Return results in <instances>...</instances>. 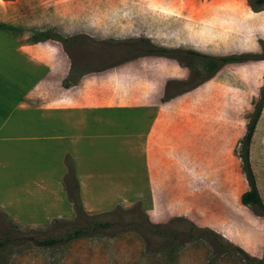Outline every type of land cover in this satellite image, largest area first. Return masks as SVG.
Returning <instances> with one entry per match:
<instances>
[{"label": "crops", "instance_id": "0c3cea01", "mask_svg": "<svg viewBox=\"0 0 264 264\" xmlns=\"http://www.w3.org/2000/svg\"><path fill=\"white\" fill-rule=\"evenodd\" d=\"M200 4L199 18L192 19L188 10L185 19L172 16L169 25L140 13L113 15L107 22L110 38L146 39L211 57L262 53L263 10L254 11L248 0ZM28 30L40 37L63 33L61 25ZM24 33L0 27V170L11 180V193L0 194V210L22 220L32 213L50 216L53 205L64 207L69 162L84 201L146 194L154 208L156 193L164 213L170 206L165 196L194 188L211 170L217 178L223 174L216 166L223 154L211 161L217 145L210 127L218 124L209 117L233 115L238 102L252 104L259 87L254 69L242 65L252 61L227 64L208 79L204 66L139 53L66 85L71 65L61 43L25 41ZM188 82L195 86L189 91L174 88ZM139 174L142 190L135 186ZM0 179V188L10 189ZM30 198L36 210L26 206Z\"/></svg>", "mask_w": 264, "mask_h": 264}, {"label": "rangeland", "instance_id": "374dc122", "mask_svg": "<svg viewBox=\"0 0 264 264\" xmlns=\"http://www.w3.org/2000/svg\"><path fill=\"white\" fill-rule=\"evenodd\" d=\"M203 7L200 0H0V20H5L0 27L24 31L25 41L32 38L56 41L57 33L40 37L28 29L50 26L53 30L59 25L63 27L59 36H82L70 45L71 58L64 50L67 64L74 62L78 73L81 69L103 68L146 49L138 41L110 38L108 20L113 15L140 13L169 25L172 16L185 19L188 10L192 19L199 18ZM260 22L264 27V10ZM119 24L124 28L125 21ZM104 27L109 30L102 31ZM180 57L196 67L204 66L200 59ZM242 65L254 69V85L259 87L252 104L245 107L243 101L238 102L233 115L221 112L217 117H209L213 120L211 124H218L216 129L210 127L211 142L217 145V153L209 159L217 161L220 153L224 156V161L216 165L223 173L219 178L211 170L208 179L195 181L194 188L175 191L179 193L177 196H165V203L170 205L165 213L156 193L154 208L146 194L87 197L85 201L80 195L88 215L113 222L114 228L51 247L39 246L36 242L62 238L67 228L79 221L68 191L67 204L53 205L50 216L42 215L44 212L32 213L19 220L15 214L0 210V240L5 242L0 251V264H264V215L259 208L253 212L241 202L250 186L239 158L247 124L264 88V62ZM192 73V78L196 77L197 71ZM185 84L174 88L185 90L194 85L193 82ZM249 163L264 206V106L250 140ZM198 170L202 171V167ZM3 175L0 170V178L10 183V189L0 188V194H10L11 180ZM137 177L135 186L142 190L143 178L140 174ZM34 202L30 198L26 206L31 205L32 209L34 206L36 210ZM40 203L39 210L43 207ZM128 212H134V221ZM109 213L113 215L108 216ZM138 221L141 225H137ZM138 226L140 229H136Z\"/></svg>", "mask_w": 264, "mask_h": 264}, {"label": "trees", "instance_id": "16d2710c", "mask_svg": "<svg viewBox=\"0 0 264 264\" xmlns=\"http://www.w3.org/2000/svg\"><path fill=\"white\" fill-rule=\"evenodd\" d=\"M248 3H249V6L254 11L264 10V0H248ZM55 37H56L55 40L61 43L64 50L68 53L69 57L71 58L69 47L72 43L77 42L82 36L63 37V36L56 35ZM138 42L141 45L145 46L146 48L144 51L141 52L143 54L169 57V58L176 59L180 63H186L180 57L181 55H185L189 59L196 58V59L202 60L204 62L205 68L210 73V76L208 79H210L220 68H222L223 66L227 64L244 63L248 61L255 62L258 60H264V54L230 55V56H224V57H211V56H204V55H201L195 52H190V51L157 47L153 45L149 40H146V39L138 40ZM261 46H262V49H264V43H261ZM91 71L93 70L91 69L82 70L81 69L77 73L75 64L74 62H72L70 70H69L68 78L65 80L66 85L75 84L80 79V77H82L83 75ZM192 77H193V73L191 74V78ZM194 87L195 86L191 85L188 88H186L185 91H189L193 89ZM168 88H169V84L167 85V89ZM261 94H262L261 98L259 102L257 103V105L255 106V111L247 124V132L241 141V152L239 154V158L241 159V162H242L243 173L245 177L247 178L249 186H250V190L242 195L241 202L244 206L250 207V209L253 212L255 211L254 209L256 207L259 208L264 215V206L259 196L256 183H255V178L253 176V172L251 170L250 163H249V144H250L252 135L254 133L255 126L260 118V115H261V112L264 106V88L262 89ZM168 97L169 95L166 91L164 100L168 99ZM68 172H66V174L64 175V182L66 185V189L69 193L70 199L76 206L79 221L77 223L71 224L70 227H68L67 230L64 232L62 238L47 239L44 241L36 242V244L39 246L51 247V246L57 245L62 242H69L74 239H78V238L85 237V236H90L97 232L109 231L113 229L115 226L113 222L100 221L99 219H97V217L90 216L85 212V210L83 209L82 203H81L80 193H79V183L75 176L72 162H69ZM133 213L132 212L127 213L129 217H132V221H134V217L132 215ZM107 215L111 216L113 214L109 213ZM139 223L140 222L138 221L137 225H141ZM136 229H140V227L138 226ZM4 246H5V242L0 240V251L2 250Z\"/></svg>", "mask_w": 264, "mask_h": 264}]
</instances>
